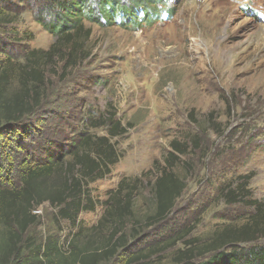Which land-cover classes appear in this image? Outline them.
Segmentation results:
<instances>
[{"label": "rangeland", "instance_id": "obj_1", "mask_svg": "<svg viewBox=\"0 0 264 264\" xmlns=\"http://www.w3.org/2000/svg\"><path fill=\"white\" fill-rule=\"evenodd\" d=\"M56 1L0 0L1 11L11 14L0 25V63H24L31 49L50 48L56 36L35 14L50 8L43 11L49 20L58 10ZM154 7L151 22L141 26L114 21L102 27L85 19L75 39L87 40L86 59L66 68L52 54L42 68V104L16 127L0 128V184L14 187L26 167L60 155L70 160L82 133L107 136L114 121H120L126 130L110 139L117 161L108 175L89 182L94 208L76 220L84 229L76 241L81 246L93 239L91 226L102 216L110 191L127 177L131 186L136 184L139 224L129 221L127 245L103 264H125L131 253L175 242L152 255L169 264L176 250L189 247V240L202 243L216 231L250 221L256 214L250 202L264 209V0H163ZM17 86L16 74H11L6 96ZM172 140L185 145L184 154L174 152L172 165L185 180V191L165 221L140 232L147 212L154 210L148 181L165 166ZM54 180H42L41 189ZM239 196L242 200H233ZM36 212L28 236L39 242L55 238L68 250L79 231L76 225L58 219L48 202ZM103 237L105 241L107 232ZM254 244L262 246L264 236L239 246ZM211 254L196 260L205 262Z\"/></svg>", "mask_w": 264, "mask_h": 264}, {"label": "trees", "instance_id": "obj_2", "mask_svg": "<svg viewBox=\"0 0 264 264\" xmlns=\"http://www.w3.org/2000/svg\"><path fill=\"white\" fill-rule=\"evenodd\" d=\"M126 1L57 0L58 10L49 20L43 18V11H51L50 8L35 14L44 28L56 36V41L48 50L31 49L25 55L24 63L11 59L0 63V128L5 125L16 127L42 104V68L47 65V60H51L52 54L64 61L66 68L75 66L79 59H86L89 54L87 40L81 42L75 39V36L79 38L84 29L85 19L95 21L102 27L114 21L122 27L141 26L142 21L151 22L152 12L156 10L154 4L163 0H130L125 3ZM148 4H153V8ZM135 7L138 10L134 11ZM10 20L11 14L0 9V25ZM89 34L90 28L87 27L84 38L87 39ZM11 74H16L18 86L8 97L5 90L10 84ZM112 120L113 117L110 116L108 121ZM96 122L103 123L102 120ZM114 122L108 129L107 136L82 133L83 136L70 151V160H65L60 155L45 163H34L22 170L20 185L9 187L0 184V264H103L127 245L126 226L131 219L136 221V225L140 221L134 209L137 186H131L128 177L121 179L117 187L110 191L102 216L96 225L91 226L93 239L99 236L98 240L95 238L97 244L93 245V239L81 246L76 242L84 233V229L76 221L79 214L94 208L91 194L87 190L89 182L108 175L110 166L117 161L110 139L126 129L121 127L120 121ZM170 147L171 152L165 158V166L158 170L153 181H148L154 197V210L147 212L149 219L140 225L145 227L140 232L152 224L165 221L185 191V180L172 169L173 159L177 160L174 152L184 154L185 145L172 140ZM51 176L55 180L48 189L42 190V180ZM137 179L133 177L132 180L135 182ZM236 199L242 200V197H234L233 200ZM43 202L54 205L58 219L68 220L79 229L73 234L68 250H62L55 238L47 237L45 241L39 242L28 236L29 229L38 219L36 209ZM250 203L256 207V214L250 217V221H246L241 227H225L222 231H216L214 236L202 243L199 239L189 240L186 244L189 247L176 250L171 255L169 264H264V244H254L248 248L239 246L240 243L256 241L264 236V209L256 201ZM105 232L108 237L103 241ZM170 243L175 242H167L161 249L148 248L144 252L131 253L125 264H161L162 257L156 256L155 261L152 255L165 251ZM227 246L233 249L226 251ZM209 253L212 256L207 261L196 260Z\"/></svg>", "mask_w": 264, "mask_h": 264}]
</instances>
